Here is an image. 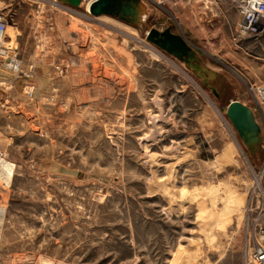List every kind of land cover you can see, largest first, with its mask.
<instances>
[{
	"label": "rangeland",
	"instance_id": "1",
	"mask_svg": "<svg viewBox=\"0 0 264 264\" xmlns=\"http://www.w3.org/2000/svg\"><path fill=\"white\" fill-rule=\"evenodd\" d=\"M143 1L142 29L84 0H0V160L13 164L0 178V264H257L264 8L250 34L244 0ZM152 27L187 40L220 97L146 38ZM229 99L254 112L256 154Z\"/></svg>",
	"mask_w": 264,
	"mask_h": 264
},
{
	"label": "water",
	"instance_id": "2",
	"mask_svg": "<svg viewBox=\"0 0 264 264\" xmlns=\"http://www.w3.org/2000/svg\"><path fill=\"white\" fill-rule=\"evenodd\" d=\"M59 1L72 6H80L83 2V0ZM88 12L94 16L112 15L142 29L148 15L147 7L142 0H93L89 4ZM145 33L150 42L183 61L217 97H220L217 87L213 84L219 74L202 63L197 52L182 35L173 32L170 27L162 30L152 27ZM226 116L236 128L249 152L256 154L257 151H261V128L253 110L237 99H229Z\"/></svg>",
	"mask_w": 264,
	"mask_h": 264
},
{
	"label": "built area",
	"instance_id": "3",
	"mask_svg": "<svg viewBox=\"0 0 264 264\" xmlns=\"http://www.w3.org/2000/svg\"><path fill=\"white\" fill-rule=\"evenodd\" d=\"M243 2V20L240 30L250 34H257L260 31V16L263 15L264 0H244ZM9 26L8 17L0 10V59L8 54L5 37ZM253 260L257 264H264V246H257L253 253Z\"/></svg>",
	"mask_w": 264,
	"mask_h": 264
},
{
	"label": "bare ground",
	"instance_id": "4",
	"mask_svg": "<svg viewBox=\"0 0 264 264\" xmlns=\"http://www.w3.org/2000/svg\"><path fill=\"white\" fill-rule=\"evenodd\" d=\"M93 0H84L85 3H83L85 5V9L88 12V8H89V4L92 2ZM142 2L145 4V2L142 0ZM146 5V4H145ZM100 15H106V14H100ZM99 16V15H98ZM106 21V20H105ZM108 22V21H107ZM112 23V22H111ZM109 24V23H108ZM117 24V23H116ZM115 24V25H116ZM114 26V24H112ZM119 25V24H118ZM10 27V26H9ZM116 29V28H115ZM146 34V33H145ZM174 64V63H173ZM175 65V64H174ZM213 104V103H212ZM215 107V106H214ZM216 109V107H215ZM217 110V109H216ZM218 115L221 116L220 112H218ZM221 118L223 119V117L221 116ZM204 119V118H203ZM224 120V119H223ZM225 122V120H224ZM206 123V122H205ZM204 123V124H205ZM226 123V122H225ZM204 128V127H203ZM231 131V130H230ZM234 134H232V137L235 141V137L233 136ZM238 145V144H237ZM13 170V164L7 160L1 159L0 160V178L5 180L6 182L10 181L11 175H12V171ZM12 179V178H11ZM258 184V183H257ZM259 185V184H258ZM0 211H3L0 209ZM2 215V214H1ZM51 261V260H50ZM49 262V261H48Z\"/></svg>",
	"mask_w": 264,
	"mask_h": 264
},
{
	"label": "crops",
	"instance_id": "5",
	"mask_svg": "<svg viewBox=\"0 0 264 264\" xmlns=\"http://www.w3.org/2000/svg\"><path fill=\"white\" fill-rule=\"evenodd\" d=\"M52 2H54L55 5H57V4L60 5L59 3H57V1H52ZM58 5H57V6H58ZM60 6H61V5H60ZM11 27H12V26H11Z\"/></svg>",
	"mask_w": 264,
	"mask_h": 264
},
{
	"label": "flooded vegetation",
	"instance_id": "6",
	"mask_svg": "<svg viewBox=\"0 0 264 264\" xmlns=\"http://www.w3.org/2000/svg\"><path fill=\"white\" fill-rule=\"evenodd\" d=\"M10 28V27H9Z\"/></svg>",
	"mask_w": 264,
	"mask_h": 264
}]
</instances>
